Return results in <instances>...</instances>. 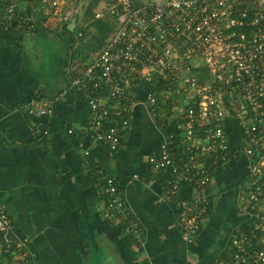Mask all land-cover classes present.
<instances>
[{
	"label": "crops",
	"instance_id": "crops-1",
	"mask_svg": "<svg viewBox=\"0 0 264 264\" xmlns=\"http://www.w3.org/2000/svg\"><path fill=\"white\" fill-rule=\"evenodd\" d=\"M34 21L30 30L0 29V207L11 218L13 242L0 264H221L231 259L232 235L250 224L243 199L249 159L237 152V124L228 129L230 151L236 150L232 157L218 166L213 156L204 159L213 172L209 204L199 233L188 239L179 224L178 202L195 190L184 184L175 198L161 199L173 175L150 163L164 138L178 130L177 104L183 101L173 95L163 101L174 85L162 77L133 76L116 98L104 87L80 90L71 65L86 55L77 58L68 44L74 34L64 29L70 24L55 28L40 11ZM153 91L159 96L156 116L146 100ZM89 92L110 110L104 128L114 125L122 134L115 150L95 137ZM37 101L48 104L49 114L30 112ZM179 146L174 147L178 158ZM109 177L115 178V195L108 192ZM116 197L128 207L127 219L117 212L105 215ZM23 238L32 256L16 247Z\"/></svg>",
	"mask_w": 264,
	"mask_h": 264
},
{
	"label": "built area",
	"instance_id": "built-area-1",
	"mask_svg": "<svg viewBox=\"0 0 264 264\" xmlns=\"http://www.w3.org/2000/svg\"><path fill=\"white\" fill-rule=\"evenodd\" d=\"M35 11L61 27L79 13L66 0H0V29H34ZM106 13L116 17L118 28L98 55L84 64L74 85L86 92L104 87L112 98L124 93L133 76L151 81L162 77L174 85L163 101H183L177 104L178 130L164 138L150 163L154 170L166 169L173 175L161 199L175 198L184 184L194 188L193 197L178 202L179 224L188 239L199 233L209 204L213 172L204 159L213 156L218 166L232 157L236 150L230 151L228 129L231 122L237 124L241 132L237 152L249 159L243 199L250 224L232 235L233 257L221 264H264V0H109L95 17ZM76 33L84 35L80 28ZM89 96L95 137L117 149L122 134L114 125L104 128L110 110L95 94ZM158 99L155 91L146 99L154 116ZM30 112L49 114L50 108L37 101ZM127 125L124 120L123 127ZM177 144L180 158L174 153ZM107 189L117 194L115 178L107 179ZM127 209L116 197L105 215L117 212L127 219ZM10 231L11 218L0 207V256L13 251ZM26 243L23 238L15 245L32 256Z\"/></svg>",
	"mask_w": 264,
	"mask_h": 264
},
{
	"label": "trees",
	"instance_id": "trees-1",
	"mask_svg": "<svg viewBox=\"0 0 264 264\" xmlns=\"http://www.w3.org/2000/svg\"><path fill=\"white\" fill-rule=\"evenodd\" d=\"M109 0H90L87 2L85 5L83 14L81 13L80 15L82 16V26L80 29L84 32L87 33L88 31H92V27H94V34H93V39L98 40L100 42V39L102 40L99 46H93L92 48H98L101 47L102 45H105L109 38L115 33V31L118 28V23L117 19L114 15L108 13V15H103L100 18L95 17L96 10H98L101 6L104 5V3ZM103 2L100 6V3ZM93 25V26H92ZM69 34L75 35L72 38V41H68V44L71 45L73 53L75 52L76 54H79V48L77 46V42L79 39H82V37H79L77 33L71 32L67 26L65 29ZM87 31V32H86ZM76 46L77 48H75ZM102 48V47H101ZM72 57V54H71ZM87 58L83 59L80 64L76 65L73 63L71 65L72 67V75L76 76H81L84 71V61ZM83 64V65H82ZM74 67V68H73Z\"/></svg>",
	"mask_w": 264,
	"mask_h": 264
},
{
	"label": "rangeland",
	"instance_id": "rangeland-1",
	"mask_svg": "<svg viewBox=\"0 0 264 264\" xmlns=\"http://www.w3.org/2000/svg\"><path fill=\"white\" fill-rule=\"evenodd\" d=\"M89 1L90 0H66V2L70 6H72L74 8V10L78 11L79 14L80 13L83 14L85 5ZM102 3L103 2L100 3V6H101ZM105 15H108V13H106ZM81 22H82L81 18H79V20L77 22V26H76L77 29H79L81 27V25H82ZM51 26H53V25L51 24ZM54 26H55V28H57V24H54ZM61 32L64 33L65 31H61ZM93 34H94V27H92V31H88L87 33L84 32V35L82 36V39L78 40L77 46L79 48L78 49L79 50V54L76 56L77 58H81L83 55H86L83 59L87 58L85 61L88 62L93 57H96L98 55V53L104 48L105 45H102L101 46L102 48L101 47L92 48L93 46H99L101 41H102L101 39H100V42L98 40H94L93 39ZM62 35L65 36V37H68V35H65V34H62ZM69 51H70V49H69Z\"/></svg>",
	"mask_w": 264,
	"mask_h": 264
},
{
	"label": "water",
	"instance_id": "water-1",
	"mask_svg": "<svg viewBox=\"0 0 264 264\" xmlns=\"http://www.w3.org/2000/svg\"><path fill=\"white\" fill-rule=\"evenodd\" d=\"M76 21H77V17H75V18L72 20V22L70 23V25H69V29H70V30H74V29H75V27H76Z\"/></svg>",
	"mask_w": 264,
	"mask_h": 264
}]
</instances>
